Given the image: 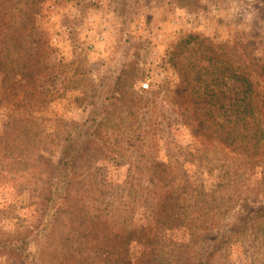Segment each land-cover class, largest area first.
I'll use <instances>...</instances> for the list:
<instances>
[{
  "label": "rangeland",
  "instance_id": "1",
  "mask_svg": "<svg viewBox=\"0 0 264 264\" xmlns=\"http://www.w3.org/2000/svg\"><path fill=\"white\" fill-rule=\"evenodd\" d=\"M199 40L264 109V0H0V264H264V141L196 136L174 93Z\"/></svg>",
  "mask_w": 264,
  "mask_h": 264
},
{
  "label": "trees",
  "instance_id": "2",
  "mask_svg": "<svg viewBox=\"0 0 264 264\" xmlns=\"http://www.w3.org/2000/svg\"><path fill=\"white\" fill-rule=\"evenodd\" d=\"M192 40H198V36H190L185 43ZM202 45L203 40H199L189 48L194 50L197 46L199 52L182 64L186 70L174 91L187 105V124L196 136L224 143L232 151L253 159L264 141V109L253 81L233 61L214 50L210 54L208 50L200 52ZM164 180L159 181L160 187L166 185ZM177 200L178 196L170 193L160 199L158 228L179 216L173 208ZM141 232L138 228L126 232L123 242H144Z\"/></svg>",
  "mask_w": 264,
  "mask_h": 264
},
{
  "label": "crops",
  "instance_id": "3",
  "mask_svg": "<svg viewBox=\"0 0 264 264\" xmlns=\"http://www.w3.org/2000/svg\"><path fill=\"white\" fill-rule=\"evenodd\" d=\"M176 8H177V9H175L176 11L181 12V11L178 10V8H179L178 6H177ZM151 11H152V10H151ZM152 12H154V10H153Z\"/></svg>",
  "mask_w": 264,
  "mask_h": 264
},
{
  "label": "built area",
  "instance_id": "4",
  "mask_svg": "<svg viewBox=\"0 0 264 264\" xmlns=\"http://www.w3.org/2000/svg\"><path fill=\"white\" fill-rule=\"evenodd\" d=\"M144 86H146V87H147V86H148V84H144Z\"/></svg>",
  "mask_w": 264,
  "mask_h": 264
}]
</instances>
